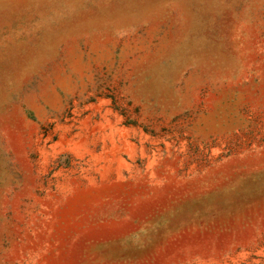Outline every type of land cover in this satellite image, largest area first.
Listing matches in <instances>:
<instances>
[{
    "label": "rangeland",
    "instance_id": "1",
    "mask_svg": "<svg viewBox=\"0 0 264 264\" xmlns=\"http://www.w3.org/2000/svg\"><path fill=\"white\" fill-rule=\"evenodd\" d=\"M0 264H264V0H0Z\"/></svg>",
    "mask_w": 264,
    "mask_h": 264
}]
</instances>
